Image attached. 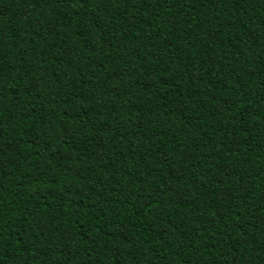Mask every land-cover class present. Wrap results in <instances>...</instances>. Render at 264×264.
<instances>
[{"label": "trees", "instance_id": "trees-1", "mask_svg": "<svg viewBox=\"0 0 264 264\" xmlns=\"http://www.w3.org/2000/svg\"><path fill=\"white\" fill-rule=\"evenodd\" d=\"M0 264H264V0H0Z\"/></svg>", "mask_w": 264, "mask_h": 264}]
</instances>
